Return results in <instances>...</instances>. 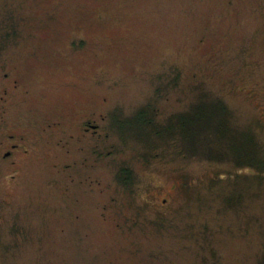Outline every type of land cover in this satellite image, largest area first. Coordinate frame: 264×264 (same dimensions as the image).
Here are the masks:
<instances>
[{"label":"rangeland","instance_id":"rangeland-1","mask_svg":"<svg viewBox=\"0 0 264 264\" xmlns=\"http://www.w3.org/2000/svg\"><path fill=\"white\" fill-rule=\"evenodd\" d=\"M263 160L264 0H0V264H262Z\"/></svg>","mask_w":264,"mask_h":264},{"label":"trees","instance_id":"trees-1","mask_svg":"<svg viewBox=\"0 0 264 264\" xmlns=\"http://www.w3.org/2000/svg\"><path fill=\"white\" fill-rule=\"evenodd\" d=\"M199 103L205 104L204 106L210 105L211 108L215 109V112L213 113L214 118L212 120V123H213L212 125L216 124V125L221 126L222 130H225L226 129L225 127L230 128V126H228L229 123L226 120V115H227L226 112H227V110L223 107V105L221 103H219V102H210V101H207V100L206 101L205 100L202 101L201 98L199 99L197 104H199ZM200 108H202V107L200 106L199 109ZM199 109H198V113L201 114V111ZM188 114H189V112H187L186 114H184L181 117H179V118H182L183 123H185V118H186L185 116L188 115ZM137 119H138L137 122H139V123H142L143 121L146 120V118H144V116L142 114L140 116H138ZM171 121H170L169 127H167L168 130H166V132L167 133L172 132L174 135L180 136L179 138H180L181 142L184 143V140L182 139V134H178L177 133V130L175 129V127H173V125H171ZM147 126H149V125L147 124ZM230 131H231V128H230ZM199 132L201 133V135H198L197 141H200L201 137H204V133H205V132L203 133L202 131H200V129H199ZM212 137H214L215 139L212 138V143L208 147L209 150H210V154H212V153L213 154L215 153V155L216 154H220V153H222L225 150H229L230 152L233 151V149H232V141L229 142L230 137L229 138L226 137V136L224 137L223 134L221 135L220 138H218L216 136H212ZM219 140H221V142ZM198 143H200V142H198ZM253 143L254 142H253L252 138H250L249 141L245 145L246 148H247V149H245V154H246L247 157L249 155L250 158L254 157V155H253L254 152L251 150V148H253V146H254ZM196 145L199 146V144H197V143H196ZM216 145H217L216 148H211V146L213 147V146H216ZM255 149H256V147L253 150H255ZM259 165L261 167H264V160H263V162H260ZM262 260H263L262 264H264V256H263Z\"/></svg>","mask_w":264,"mask_h":264},{"label":"flooded vegetation","instance_id":"flooded-vegetation-1","mask_svg":"<svg viewBox=\"0 0 264 264\" xmlns=\"http://www.w3.org/2000/svg\"><path fill=\"white\" fill-rule=\"evenodd\" d=\"M88 127H89V128L86 129V131H90V130L92 129L93 132L96 133V127H95V126H93V125H91V124H88ZM9 138H13V136H10ZM18 148H19L18 144H16V143L10 144V146H9V150L6 151V153L3 154V157H4V158H8V157H10V155H12V152H13L15 149H18Z\"/></svg>","mask_w":264,"mask_h":264}]
</instances>
